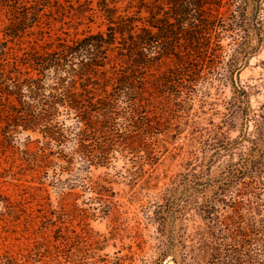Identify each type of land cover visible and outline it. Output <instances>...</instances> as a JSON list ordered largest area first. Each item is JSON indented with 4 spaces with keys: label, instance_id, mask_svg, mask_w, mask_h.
I'll use <instances>...</instances> for the list:
<instances>
[{
    "label": "rangeland",
    "instance_id": "obj_1",
    "mask_svg": "<svg viewBox=\"0 0 264 264\" xmlns=\"http://www.w3.org/2000/svg\"><path fill=\"white\" fill-rule=\"evenodd\" d=\"M136 5L119 0L117 14ZM108 6L0 0V67L25 70L29 52L105 30ZM252 45L231 76L218 63L166 89L165 65L155 67L139 122L116 117L104 147L99 135L79 149L64 129L72 113L48 136L0 104V264H190L202 241L264 231V37Z\"/></svg>",
    "mask_w": 264,
    "mask_h": 264
},
{
    "label": "trees",
    "instance_id": "obj_2",
    "mask_svg": "<svg viewBox=\"0 0 264 264\" xmlns=\"http://www.w3.org/2000/svg\"><path fill=\"white\" fill-rule=\"evenodd\" d=\"M118 1L106 7L105 30L29 52L20 61L28 64L25 70L16 63L0 67V104L15 124L56 136L58 115L72 113L75 124L64 129L73 132L79 149L87 150L85 140L99 135L104 147L113 139L106 130L116 117L139 122L145 93L158 82L155 67L165 65L160 80L166 89L173 76L201 79L203 66L222 63L231 76L255 49L252 40L264 37V0H136L134 13L117 14ZM225 4L230 10H221ZM224 37H230L226 44ZM239 230L241 241L234 245L202 241L191 249L190 264H264V231L256 224L250 237Z\"/></svg>",
    "mask_w": 264,
    "mask_h": 264
},
{
    "label": "water",
    "instance_id": "obj_3",
    "mask_svg": "<svg viewBox=\"0 0 264 264\" xmlns=\"http://www.w3.org/2000/svg\"><path fill=\"white\" fill-rule=\"evenodd\" d=\"M169 263L172 264V262H169ZM169 263H168V264H169Z\"/></svg>",
    "mask_w": 264,
    "mask_h": 264
},
{
    "label": "bare ground",
    "instance_id": "obj_4",
    "mask_svg": "<svg viewBox=\"0 0 264 264\" xmlns=\"http://www.w3.org/2000/svg\"><path fill=\"white\" fill-rule=\"evenodd\" d=\"M170 264V263H169Z\"/></svg>",
    "mask_w": 264,
    "mask_h": 264
}]
</instances>
